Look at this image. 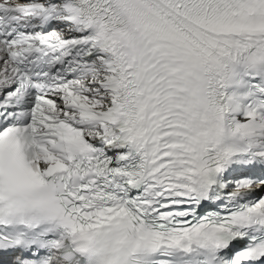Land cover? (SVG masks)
Returning <instances> with one entry per match:
<instances>
[{
  "label": "snow or ice",
  "instance_id": "1",
  "mask_svg": "<svg viewBox=\"0 0 264 264\" xmlns=\"http://www.w3.org/2000/svg\"><path fill=\"white\" fill-rule=\"evenodd\" d=\"M0 264H264V0H0Z\"/></svg>",
  "mask_w": 264,
  "mask_h": 264
}]
</instances>
